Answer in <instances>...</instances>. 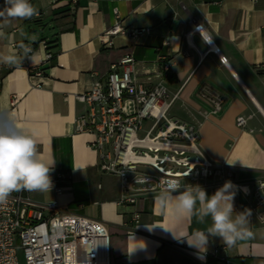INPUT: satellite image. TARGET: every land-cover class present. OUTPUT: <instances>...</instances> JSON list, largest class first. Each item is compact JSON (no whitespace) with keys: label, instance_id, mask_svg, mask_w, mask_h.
<instances>
[{"label":"crops","instance_id":"0c3cea01","mask_svg":"<svg viewBox=\"0 0 264 264\" xmlns=\"http://www.w3.org/2000/svg\"><path fill=\"white\" fill-rule=\"evenodd\" d=\"M30 2L38 15L0 18V53H15L25 63H0V112L34 133L40 154L55 161L52 181L57 174L66 180L60 193L53 184L50 193L25 190L28 197L38 204L56 202L62 210L102 222L112 264H264V203L255 197L258 181H264V0ZM117 19L124 27L147 32L135 38L105 37ZM25 44L33 47L31 59L17 50ZM46 53L54 57L51 62ZM125 55L135 59L139 82L166 87L173 98L169 116L197 128L204 155L231 169L230 181L237 186L235 209L251 210L250 237L230 247L210 237L207 251L201 253L159 226L190 235L206 231L210 218L200 223L192 217L175 225L161 214L155 194L132 205L117 204L118 178L98 170L97 153L89 144L93 136L75 133L73 122L86 110L77 96L89 89L92 73L105 77L110 65ZM218 55L226 58L225 64ZM164 56L170 59V73L162 80L158 58ZM36 67L43 74L30 75L28 69ZM204 90L224 99L221 111L211 112ZM237 117L245 119L243 127L236 125ZM224 183L201 186L211 195ZM260 195L264 199V190ZM135 213L137 223L132 221Z\"/></svg>","mask_w":264,"mask_h":264},{"label":"built area","instance_id":"2783aa9c","mask_svg":"<svg viewBox=\"0 0 264 264\" xmlns=\"http://www.w3.org/2000/svg\"><path fill=\"white\" fill-rule=\"evenodd\" d=\"M114 13L117 16L116 10ZM144 32L147 30L124 27L117 19L103 35L135 38ZM25 49L29 50L27 55L33 51L30 44L17 48L22 55ZM52 57L45 54L47 61ZM218 57L220 63H226L224 56ZM158 64L159 75L165 80L170 59L159 57ZM28 73L40 76L43 71L36 67ZM91 76L89 89L77 96L86 110L74 119L73 129L93 136L89 144L97 153L98 170L118 178L117 204H135L140 197L159 192L172 179L199 185L230 180L231 169L213 163L199 149L197 128L169 116L173 98L162 82L148 87L137 80L132 55L111 64L105 77ZM203 95L213 114L221 111L224 99L219 94L204 90ZM236 125L243 127L245 119L237 117ZM63 177L57 174L53 180L56 193L62 191L59 181ZM238 188L250 193L247 187ZM261 190L264 181H258L255 191V197L264 203ZM138 219L135 213L132 221L137 223ZM0 264H112L109 235L98 220L62 210L56 202L34 203L25 190L13 192L7 203L0 204Z\"/></svg>","mask_w":264,"mask_h":264},{"label":"clouds","instance_id":"9594fccd","mask_svg":"<svg viewBox=\"0 0 264 264\" xmlns=\"http://www.w3.org/2000/svg\"><path fill=\"white\" fill-rule=\"evenodd\" d=\"M35 15L38 10L30 0H4V7L0 9V18L30 19ZM28 51L25 49L23 55L31 59ZM21 62V57L15 53H0V63L18 65ZM227 163L234 164L228 160ZM54 165L55 161L45 159L38 151L34 133L17 125L10 114L0 112V204L7 203L11 193L21 190L50 193ZM144 182L148 183L149 179L145 177ZM236 190L237 186L230 180L211 195L199 184L169 180L154 195L161 214L175 225L192 217L200 223L210 218L211 224L206 231L195 230L190 235L173 227H159L177 242L186 241L201 253L207 251L210 237H219L225 246H233L238 239L252 235L249 230L251 210L235 209ZM143 247L137 245L136 248Z\"/></svg>","mask_w":264,"mask_h":264},{"label":"trees","instance_id":"16d2710c","mask_svg":"<svg viewBox=\"0 0 264 264\" xmlns=\"http://www.w3.org/2000/svg\"><path fill=\"white\" fill-rule=\"evenodd\" d=\"M53 58H54V57H52L48 62H51V61L53 60ZM42 71H43V69H42ZM65 180H66V178L63 177V178L59 181V186L62 187V184H64Z\"/></svg>","mask_w":264,"mask_h":264},{"label":"rangeland","instance_id":"374dc122","mask_svg":"<svg viewBox=\"0 0 264 264\" xmlns=\"http://www.w3.org/2000/svg\"><path fill=\"white\" fill-rule=\"evenodd\" d=\"M140 135H142V134L140 133ZM19 257H20V261H21V263H22V256H21V252H19Z\"/></svg>","mask_w":264,"mask_h":264}]
</instances>
